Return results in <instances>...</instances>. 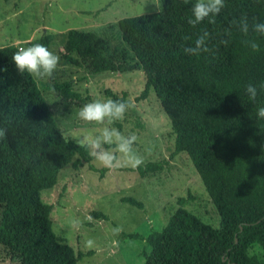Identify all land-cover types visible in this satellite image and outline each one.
Returning <instances> with one entry per match:
<instances>
[{"label":"trees","instance_id":"16d2710c","mask_svg":"<svg viewBox=\"0 0 264 264\" xmlns=\"http://www.w3.org/2000/svg\"><path fill=\"white\" fill-rule=\"evenodd\" d=\"M195 2L161 0L158 11L121 18L128 48L117 54L96 32L71 28L62 57L91 74L143 70L146 84L136 100L155 91L175 133L171 157L189 155L221 216L222 226L215 228L180 206L163 229L147 236L128 234L150 245L144 264H264L251 253L255 244L264 248V119L256 114L264 106V36L251 30L254 21L264 22V0H224L214 23L206 18L192 26L187 21ZM244 15L247 35L234 24ZM205 30L210 51L186 54L183 48L194 46ZM51 39L47 34L35 44L49 49ZM221 39L229 40L227 46ZM245 40H255L260 50L253 51ZM18 50L16 44L0 46V69H6L0 71V128L6 129L0 140V244L20 264H76L83 254L55 232L53 205L43 200L42 191L58 182L66 165L78 170L93 158L88 149L63 140L37 79L16 69L11 57ZM248 84L257 87L255 101L245 91ZM52 87L64 101L86 100L72 80L55 81ZM107 93L132 101L127 91ZM166 163L136 169L144 176ZM90 168L102 178L111 170ZM124 200L144 206L133 197ZM187 200L180 197L179 203Z\"/></svg>","mask_w":264,"mask_h":264},{"label":"rangeland","instance_id":"374dc122","mask_svg":"<svg viewBox=\"0 0 264 264\" xmlns=\"http://www.w3.org/2000/svg\"><path fill=\"white\" fill-rule=\"evenodd\" d=\"M161 8L162 3L157 9L153 0H0V46L16 44L26 48L43 36L52 35L49 50L60 57L57 70L50 78L36 79L62 130L98 134L105 125L80 120L79 109L93 100L111 98L107 90L118 95L127 91L134 107L110 126L125 135H137L133 148L143 157L142 165L169 160L163 169L143 176L136 168L128 169L132 167L122 159V169H111L103 178L90 168V164L103 168L94 158L91 162L85 161L78 170L68 164L60 171L58 182L42 191L43 200L53 205L51 217L55 232L77 254H83L76 264H144L150 245L128 234L147 236L152 230L163 229L180 206L215 228L222 226L218 209L189 155L180 152L171 157L175 133L155 91L152 89L144 100H136L146 84L143 70L91 74L86 66L74 65L62 57L71 28L96 32L110 41L109 52L117 54L128 48L119 20ZM67 80H72L73 88L86 100L61 98L52 84ZM149 147L151 152L146 151ZM126 197H133L144 206L133 205L124 200ZM180 197L188 200L181 205ZM94 212L105 216H95ZM251 253L264 259V248L259 244L252 247ZM0 264L20 262L0 244Z\"/></svg>","mask_w":264,"mask_h":264},{"label":"clouds","instance_id":"9594fccd","mask_svg":"<svg viewBox=\"0 0 264 264\" xmlns=\"http://www.w3.org/2000/svg\"><path fill=\"white\" fill-rule=\"evenodd\" d=\"M185 3H188V0H185ZM153 4L159 9L161 0H153ZM224 6V0H196L191 7L192 18H189L187 22L192 26H196L207 18L209 23H214L215 16L221 12ZM234 24L238 25L239 31L244 35L249 33L250 25L246 15L241 16L238 21H234ZM251 30L260 36H264V22L254 21L251 25ZM226 35L231 37V31L226 30ZM208 38L209 33L205 30L195 39L194 46L184 47L183 51L191 56H198L201 52H209L210 49L206 45ZM220 43L227 46L229 40L221 39ZM244 43L253 51L260 50V45L255 40H245ZM11 59L18 72L21 74L27 72L30 76L37 79L52 77L60 61V57L57 54L50 51L45 45L39 43L33 44L30 47L19 48L12 55ZM3 70L6 69H0V71ZM260 87L264 88V84ZM245 91L249 100L255 101L257 87L248 84ZM132 107H134L132 101L122 98H108L88 102L79 109L77 113L78 118L88 123L105 126L100 128L96 135L78 134L71 130H60L61 136L67 143L72 141L78 147L88 149L89 156L105 168L114 169L120 167L122 159L132 168H138L145 161L133 148V145L138 140L137 135L135 133L125 135L117 128L110 126L115 121L122 120L125 113ZM256 114L258 118L264 119V106L259 107ZM106 121L107 124H105ZM5 136L6 129L0 128V140L4 139ZM106 145L114 147H105ZM146 151L151 152L152 148L149 147Z\"/></svg>","mask_w":264,"mask_h":264}]
</instances>
